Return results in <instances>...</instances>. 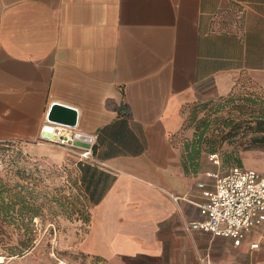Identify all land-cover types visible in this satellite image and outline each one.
Wrapping results in <instances>:
<instances>
[{"label":"crops","instance_id":"obj_1","mask_svg":"<svg viewBox=\"0 0 264 264\" xmlns=\"http://www.w3.org/2000/svg\"><path fill=\"white\" fill-rule=\"evenodd\" d=\"M242 86L264 93V0H0V143L72 166L76 248L103 264H264V224L237 247L190 228L219 162L178 141ZM53 103L78 112L72 151L41 136Z\"/></svg>","mask_w":264,"mask_h":264},{"label":"rangeland","instance_id":"obj_2","mask_svg":"<svg viewBox=\"0 0 264 264\" xmlns=\"http://www.w3.org/2000/svg\"><path fill=\"white\" fill-rule=\"evenodd\" d=\"M236 104L219 111L217 106L187 110L178 141L192 144L202 133L203 149L216 150L220 173L230 167L222 160L232 158L264 174V112H236ZM1 197L12 203L8 216L0 214L2 264H103L76 248L89 208L72 166L34 160L20 148L0 144Z\"/></svg>","mask_w":264,"mask_h":264},{"label":"built area","instance_id":"obj_3","mask_svg":"<svg viewBox=\"0 0 264 264\" xmlns=\"http://www.w3.org/2000/svg\"><path fill=\"white\" fill-rule=\"evenodd\" d=\"M40 133L41 136L49 135L45 139L47 142L73 150L76 136L73 128L46 122ZM80 157L87 159L89 152ZM209 158L216 164L219 162L217 155H209ZM207 175L213 180L211 187L206 188L204 183L197 185L205 198L198 205L202 218L192 222L190 228L230 239L234 246H240L253 229L264 224V174L244 166H233L225 173ZM258 246L252 243L249 248L253 250Z\"/></svg>","mask_w":264,"mask_h":264},{"label":"trees","instance_id":"obj_4","mask_svg":"<svg viewBox=\"0 0 264 264\" xmlns=\"http://www.w3.org/2000/svg\"><path fill=\"white\" fill-rule=\"evenodd\" d=\"M240 92L243 93V96L240 95L235 96V93H240ZM221 101H224V103L221 104L220 103ZM235 102H237L235 106L236 112H264V93L254 92L243 86L234 90L231 94H229L224 98H219L214 101L194 103L192 106L186 109V112L187 110L189 111V109L193 107L196 108L198 106H200L203 110L208 109L210 106H217L216 111H219L221 108H224L226 104H232ZM202 142H203V136L201 133L196 136V139L192 144L188 145L187 143L185 147L186 148L190 147L193 155H198L202 151L205 152L207 155H217L216 150L214 148H211L207 151L203 149ZM0 144H9L12 147H14V145L11 143H0ZM222 165L230 166L229 169L233 166H243L240 160L232 159V158H225L224 160H222ZM11 205H12L11 201L9 200L5 201L4 198L1 197L0 214L8 216L11 212ZM24 246H26V244ZM2 249H4L7 254H11V255L15 254V251L13 249L8 248L7 246L2 245Z\"/></svg>","mask_w":264,"mask_h":264},{"label":"water","instance_id":"obj_5","mask_svg":"<svg viewBox=\"0 0 264 264\" xmlns=\"http://www.w3.org/2000/svg\"><path fill=\"white\" fill-rule=\"evenodd\" d=\"M46 121L48 123L63 125L70 128H75L78 124V112L76 109L59 103L51 104L46 114ZM43 139H48V134L42 135ZM77 136H75V139ZM78 145V142L74 140L73 146Z\"/></svg>","mask_w":264,"mask_h":264},{"label":"bare ground","instance_id":"obj_6","mask_svg":"<svg viewBox=\"0 0 264 264\" xmlns=\"http://www.w3.org/2000/svg\"><path fill=\"white\" fill-rule=\"evenodd\" d=\"M48 131H50L51 129L47 128ZM4 262L3 258L0 256V264H2Z\"/></svg>","mask_w":264,"mask_h":264}]
</instances>
